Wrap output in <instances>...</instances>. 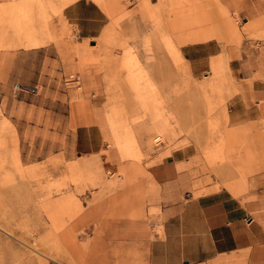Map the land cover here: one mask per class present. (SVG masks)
<instances>
[{
    "label": "rangeland",
    "instance_id": "rangeland-1",
    "mask_svg": "<svg viewBox=\"0 0 264 264\" xmlns=\"http://www.w3.org/2000/svg\"><path fill=\"white\" fill-rule=\"evenodd\" d=\"M74 1L0 0V264H146L163 219L221 188L264 226V0H92L90 38Z\"/></svg>",
    "mask_w": 264,
    "mask_h": 264
},
{
    "label": "crops",
    "instance_id": "crops-1",
    "mask_svg": "<svg viewBox=\"0 0 264 264\" xmlns=\"http://www.w3.org/2000/svg\"><path fill=\"white\" fill-rule=\"evenodd\" d=\"M218 1L231 13L232 2ZM95 5L92 0H76L62 10L67 21L75 24L80 38L97 35L104 24L103 14ZM35 41L21 46L36 47L47 40L42 37L41 44ZM191 45L194 44L182 49L183 55L191 73L199 75L204 71L201 63L204 53ZM79 140L77 132L79 152L96 150L95 140L87 143ZM242 261L264 264V226L248 213L237 197L221 188L189 197L163 219L162 231L149 242L146 264H243Z\"/></svg>",
    "mask_w": 264,
    "mask_h": 264
},
{
    "label": "bare ground",
    "instance_id": "bare-ground-1",
    "mask_svg": "<svg viewBox=\"0 0 264 264\" xmlns=\"http://www.w3.org/2000/svg\"><path fill=\"white\" fill-rule=\"evenodd\" d=\"M13 24V23H12ZM13 26V25H12ZM8 27V26H7ZM11 27V26H10ZM9 29V28H8ZM12 29V28H11ZM9 33V32H8ZM13 34H14V32H12ZM10 35V34H9ZM12 36V35H11ZM16 39V38H15ZM143 76V75H142ZM150 83V82H149ZM134 85V84H133ZM135 88H138L137 86H135ZM157 95L158 96H160V93H159V89H156V91H154V93H153V97H154V99H159L158 97H157ZM161 97V96H160ZM163 97V96H162ZM161 97V98H162ZM163 99H164V97H163ZM165 100V99H164ZM162 101V100H161ZM147 102H149V100H146V103ZM168 106V105H167ZM159 139V138H158Z\"/></svg>",
    "mask_w": 264,
    "mask_h": 264
},
{
    "label": "built area",
    "instance_id": "built-area-1",
    "mask_svg": "<svg viewBox=\"0 0 264 264\" xmlns=\"http://www.w3.org/2000/svg\"><path fill=\"white\" fill-rule=\"evenodd\" d=\"M13 88H20V89H23V88L20 87V85H19L18 83H14V84H13Z\"/></svg>",
    "mask_w": 264,
    "mask_h": 264
}]
</instances>
